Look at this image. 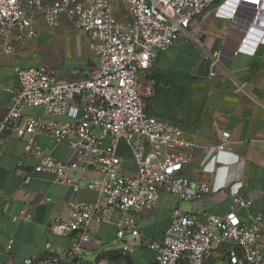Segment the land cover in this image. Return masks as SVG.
<instances>
[{"label": "built area", "instance_id": "obj_1", "mask_svg": "<svg viewBox=\"0 0 264 264\" xmlns=\"http://www.w3.org/2000/svg\"><path fill=\"white\" fill-rule=\"evenodd\" d=\"M208 12L242 30L235 54L251 56L264 45V0H0L2 55H14L36 39L38 22L54 28L65 16L86 37L98 61L88 76L71 82L58 79L44 66L16 67L5 89L11 105L0 131L8 129L24 139L27 154L38 161V169L55 176V183L70 187L74 194L85 189L97 195L90 203L68 202L69 218L52 223L54 235L75 237L63 257L81 251L89 241L91 223H112L117 214L122 217L115 222L116 236L123 242L121 252L128 255L140 245L136 217L154 208L162 191L181 201L196 202L214 191L205 183H191L181 176L190 161L183 150L193 148L194 143L181 128L146 112L154 82L143 76L158 53L181 36L191 39V23ZM217 64L213 59L211 65ZM26 108L43 111L23 116ZM38 135L49 137L56 145H67L75 152V160L54 159L36 144ZM228 140L229 133H222L217 155L230 150ZM120 143L126 145L135 163L134 175L121 172ZM219 162L213 156L208 173ZM91 167L99 168L100 178L87 181L74 174ZM21 172L19 167L16 175ZM231 200L236 209L246 211L245 219L235 212L221 217L175 210L162 240L147 245L156 254L153 264H205L212 252L223 247L229 264H264L261 215L250 214V199L234 193ZM14 220L31 222L26 209ZM127 234L132 238L129 241H125ZM22 264L34 263L26 259Z\"/></svg>", "mask_w": 264, "mask_h": 264}, {"label": "crops", "instance_id": "obj_2", "mask_svg": "<svg viewBox=\"0 0 264 264\" xmlns=\"http://www.w3.org/2000/svg\"><path fill=\"white\" fill-rule=\"evenodd\" d=\"M35 28L38 35L26 47L18 48L11 56L0 53V125L11 105V95L5 89L13 79L14 68L44 66L58 79L71 82L88 76L97 67L86 37L67 17L61 16L54 28L41 22ZM188 35L192 40L181 36L169 49L158 53L151 68L143 72L146 79L154 81L153 76L157 81V98L148 111L181 128L194 143L193 148L183 150L190 161L181 176L191 183H205L214 191L200 202L181 201L162 191L158 204L136 217L140 245L128 255L121 252L123 242L116 236L115 222L122 217L117 214L112 223H91L89 241L81 251L63 257L75 237L54 235L52 223L69 218L68 202L90 203L97 195L85 189L74 194L70 187L55 183V176L38 169V161L27 154L24 139L2 130L0 264H22L26 259L34 264H153L156 254L147 245L162 240L175 210L221 217L235 212L245 219L246 211L236 209L232 203L234 193L252 201L249 212L261 215L264 234V45L251 56L235 54L242 30L230 21L216 19L212 12L194 20ZM213 59L218 60L215 66L211 65ZM211 71L215 76H209ZM42 111L26 108L22 115L36 116ZM224 132L229 133L230 150L217 155L216 146ZM35 142L59 162L76 158L67 145H56L45 135H38ZM118 153L123 158L122 174L134 175L136 166L124 143L119 144ZM215 155L220 162L208 173ZM19 167L22 172L16 175ZM74 174L87 181L101 177L97 167ZM23 209L31 222L14 220ZM131 239L127 234L125 241ZM261 246L264 250V239ZM226 252L225 247L212 252L205 264H229Z\"/></svg>", "mask_w": 264, "mask_h": 264}, {"label": "trees", "instance_id": "obj_3", "mask_svg": "<svg viewBox=\"0 0 264 264\" xmlns=\"http://www.w3.org/2000/svg\"><path fill=\"white\" fill-rule=\"evenodd\" d=\"M151 78L154 80L153 81L154 82V95H153L152 99L150 100L151 102L149 103V105H147L146 108H145L147 113H150L148 111V109H150V107H152L154 105V103L156 101V98H157V92H156L157 81H156L155 77L152 76Z\"/></svg>", "mask_w": 264, "mask_h": 264}, {"label": "rangeland", "instance_id": "obj_4", "mask_svg": "<svg viewBox=\"0 0 264 264\" xmlns=\"http://www.w3.org/2000/svg\"><path fill=\"white\" fill-rule=\"evenodd\" d=\"M51 1H52V0H51ZM150 102H151L150 100H149V101H147V102H146V106H147V105H149V103H150Z\"/></svg>", "mask_w": 264, "mask_h": 264}]
</instances>
